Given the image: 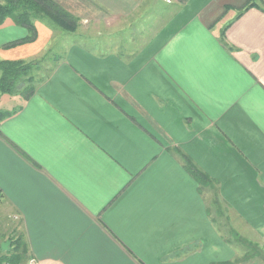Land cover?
Instances as JSON below:
<instances>
[{"label":"crops","instance_id":"crops-1","mask_svg":"<svg viewBox=\"0 0 264 264\" xmlns=\"http://www.w3.org/2000/svg\"><path fill=\"white\" fill-rule=\"evenodd\" d=\"M56 1L78 26L85 7L124 16L142 3ZM180 5L128 54L66 45L0 120V218L40 264H219L246 253L231 229L264 246V0ZM35 24L17 45L28 28L0 24V60L50 52L62 29ZM15 99L0 92V110ZM183 154L217 181L220 220ZM259 249L241 264H264Z\"/></svg>","mask_w":264,"mask_h":264},{"label":"rangeland","instance_id":"rangeland-1","mask_svg":"<svg viewBox=\"0 0 264 264\" xmlns=\"http://www.w3.org/2000/svg\"><path fill=\"white\" fill-rule=\"evenodd\" d=\"M0 1L4 2V0ZM180 6L178 0H142V3L138 5L136 11L132 12L133 14L126 12L123 14L124 16H120L122 14L112 15L104 10H98L96 8L91 11L89 7H85L86 10L83 11V15L87 17V19H82L81 25L74 31H68L66 33L63 32V29L57 31L53 40L54 43L51 44L48 49H51L50 52L47 51V53L38 58L42 60L40 66L32 72L34 83L50 73L56 63L55 59L59 57L60 53H64L66 45H70L72 42H78L99 53L118 51L128 54V51L139 47L141 42L143 43L144 37L149 38L151 34H154L155 31L163 27ZM22 82L25 83V81ZM24 83L19 84L18 87L20 91H15L14 93L16 99L14 100V104L11 105L12 107H10L11 110H18L21 106L22 99L24 98L22 93V88L25 85ZM205 192L206 195H208L209 207L212 211V215L220 220V217L216 214L217 204L213 203L215 196L214 192L211 190ZM4 215L7 216V219L0 218V240L15 241L20 237L24 240L20 233L21 231H16L14 220L10 218L9 214L5 213ZM224 221L229 223V219H223V222ZM10 230H14V233ZM225 231L226 230H224V232ZM226 236L232 240L238 241L230 234L226 233ZM250 237L253 239L256 238L255 235ZM256 243L259 245L258 248H260L259 250L264 255V246L261 244L262 241H256ZM241 246L246 248L248 245L245 243L241 244ZM252 253L255 252L252 251ZM28 258L30 257L27 256L23 264Z\"/></svg>","mask_w":264,"mask_h":264},{"label":"trees","instance_id":"trees-1","mask_svg":"<svg viewBox=\"0 0 264 264\" xmlns=\"http://www.w3.org/2000/svg\"><path fill=\"white\" fill-rule=\"evenodd\" d=\"M188 0H178L180 4L186 3ZM7 18H12L17 24L26 26L29 30L27 36L20 40L11 42L9 45H17L19 43L30 42L37 37V27L35 20L49 19L52 24L60 27L65 31H74L78 27V18L56 0H4L0 1V24L4 23ZM42 59L26 60H0V92L2 94L14 95L19 90V84L25 81L22 88L24 98L30 97L36 90L34 76L32 72L40 66ZM26 78V79H23ZM22 82V83H21ZM16 110H0V120L11 116ZM183 163L186 170L194 177L199 184L200 192L211 190L215 194L214 203L218 204V188L215 181L206 171L201 169L188 155L183 154ZM4 197L3 191L0 189V203ZM208 211L210 212L209 208ZM220 211V210H219ZM215 222V219H212ZM233 237L238 243L247 244L246 253L242 257L236 258L235 261H226L219 264H241L253 258L251 252L258 251L259 245L242 236L240 233L231 229ZM233 242L232 239H228ZM13 245V246H12ZM14 247V248H12ZM249 248V249H248ZM258 253V252H257ZM28 256V247L22 238L12 241L7 250L2 248L0 244V264L6 262L10 264H23Z\"/></svg>","mask_w":264,"mask_h":264},{"label":"built area","instance_id":"built-area-1","mask_svg":"<svg viewBox=\"0 0 264 264\" xmlns=\"http://www.w3.org/2000/svg\"><path fill=\"white\" fill-rule=\"evenodd\" d=\"M5 264H10V263L6 262ZM27 264H40V262L37 260V258L31 257V258H29Z\"/></svg>","mask_w":264,"mask_h":264},{"label":"water","instance_id":"water-1","mask_svg":"<svg viewBox=\"0 0 264 264\" xmlns=\"http://www.w3.org/2000/svg\"><path fill=\"white\" fill-rule=\"evenodd\" d=\"M9 245H10V242H9V241H5V242L2 243V248H3L4 250H7L8 247H9Z\"/></svg>","mask_w":264,"mask_h":264}]
</instances>
